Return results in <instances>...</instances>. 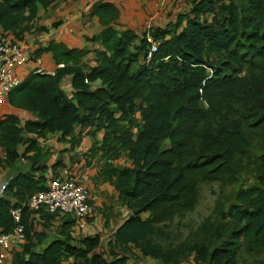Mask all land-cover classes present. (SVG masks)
<instances>
[{
	"label": "trees",
	"instance_id": "1",
	"mask_svg": "<svg viewBox=\"0 0 264 264\" xmlns=\"http://www.w3.org/2000/svg\"><path fill=\"white\" fill-rule=\"evenodd\" d=\"M55 1L0 0V34L15 40L39 4ZM91 14L103 25L91 38L101 45L94 65L85 60L89 49L62 42L33 52H51L65 66L54 74L33 70L9 93L6 102L37 118H0V164L17 161L26 133L65 138L78 125L104 130L93 147L101 153L98 175L114 183L132 213L114 231L109 257L100 234L76 242L72 215L31 210L27 201L48 181L40 164L47 152L30 140L23 156L31 169L0 194V233L14 231L12 210L20 208L26 234L11 264H131L135 250L155 264H182L191 255L196 264H241L242 252L264 264V0H190L188 11L141 33L120 28L114 3L96 1ZM66 76L71 95L62 88ZM122 157L131 165L115 164ZM247 171L254 180L236 190L234 202L218 201L214 216L172 240L169 225L196 209L203 182L232 185ZM38 212L44 221L64 217L63 237L48 241V222L34 227Z\"/></svg>",
	"mask_w": 264,
	"mask_h": 264
},
{
	"label": "crops",
	"instance_id": "2",
	"mask_svg": "<svg viewBox=\"0 0 264 264\" xmlns=\"http://www.w3.org/2000/svg\"><path fill=\"white\" fill-rule=\"evenodd\" d=\"M97 1L116 4L121 9L120 28L121 26L122 28H131L141 33L151 26H164L174 20L179 6H181V12L188 11L190 0H185L182 5H178L177 0ZM95 2L94 0H56L46 8L39 4L37 17L16 40L33 52L39 47L47 45L50 41L62 42L70 48H87L90 51L85 60L90 65H94L95 49L100 48L101 45L91 38L100 34L103 29L99 18L91 14V8ZM40 58L41 64L30 62L23 66H17V75L24 80L30 72L40 66L48 73L56 71L59 64L55 63L51 52L43 53ZM71 81L72 77L66 76L62 82V88L68 95L73 92ZM100 83V81H96L93 86H98ZM6 113L20 114L25 119L37 118L32 113L12 107L8 102L0 105V118ZM103 135L104 130L83 129L79 125L75 126L74 131L65 138H61L60 132L49 134L46 137H39L35 133H26L24 137L28 138L29 141L20 144L17 150L19 154L17 161L12 165L7 163L0 165V183L13 178L20 171L31 169L32 163L30 159L23 156V153L31 142L30 140H36L43 151L47 152V157L44 158L43 162H40V164L47 165L44 172L47 181L55 176H68L75 178L87 189L94 212L83 231L77 229V224H75V228L78 230L73 235L76 237V242L85 236L100 234L103 249L109 256L114 231L132 211L120 202L114 183L104 181L98 175L102 163L101 153H95L93 147L102 141ZM33 153L34 151H31L29 155ZM115 164L128 166L131 165V161L122 157L115 160ZM55 165L58 166L54 167ZM40 173L42 171L36 172L37 175ZM147 215V213L143 214L144 217ZM43 216L44 214L38 212L36 215L37 223L34 227L38 230H44L41 223L48 222L49 228L45 229L47 240L63 237L62 229L66 219L56 217L44 221ZM135 252V255H141L139 251L135 250ZM13 254L12 252V256ZM135 255L133 254L129 263H133ZM11 259L6 264H11Z\"/></svg>",
	"mask_w": 264,
	"mask_h": 264
},
{
	"label": "built area",
	"instance_id": "3",
	"mask_svg": "<svg viewBox=\"0 0 264 264\" xmlns=\"http://www.w3.org/2000/svg\"><path fill=\"white\" fill-rule=\"evenodd\" d=\"M9 39L0 34V105L6 103L9 93L23 81L16 73L17 66L30 62L41 64V58H35L31 49L16 39L13 41ZM154 49L155 46L152 47V50ZM151 51L148 57L151 56ZM64 66V63H60L58 68ZM34 70L38 73H48L41 66ZM49 73L54 74L55 71ZM86 82H89L88 79ZM7 184L8 180L0 183V194L5 191ZM47 187L45 190L32 194L27 201V206L34 211L72 215L77 229L83 231L94 212L85 186L75 178L55 176L48 180ZM12 215L18 225L10 233H0V264H6L12 258L13 248L26 241L24 225L20 223L21 209H13Z\"/></svg>",
	"mask_w": 264,
	"mask_h": 264
},
{
	"label": "rangeland",
	"instance_id": "4",
	"mask_svg": "<svg viewBox=\"0 0 264 264\" xmlns=\"http://www.w3.org/2000/svg\"><path fill=\"white\" fill-rule=\"evenodd\" d=\"M178 5H182L185 0H177ZM177 13L181 12V6L177 8ZM22 79V78H21ZM244 181L234 183L232 185L222 184L220 182H203L200 185V201L196 209L187 213L186 217L177 218L173 221L168 229L171 232V237L174 242L185 239L191 231L196 229L203 221L215 215L218 201H222L227 207L231 202H234V194L242 186H247L253 182L252 171L244 175ZM74 227V233H77ZM135 255V254H134ZM149 260V262H147ZM253 258L251 255L242 252L241 264H252ZM155 264L156 261L150 257L135 255L132 264ZM182 264H196L194 256L191 255Z\"/></svg>",
	"mask_w": 264,
	"mask_h": 264
},
{
	"label": "water",
	"instance_id": "5",
	"mask_svg": "<svg viewBox=\"0 0 264 264\" xmlns=\"http://www.w3.org/2000/svg\"><path fill=\"white\" fill-rule=\"evenodd\" d=\"M15 157H19L18 151L14 150ZM133 213H138V210H133Z\"/></svg>",
	"mask_w": 264,
	"mask_h": 264
}]
</instances>
